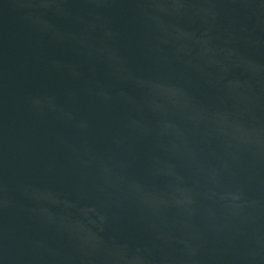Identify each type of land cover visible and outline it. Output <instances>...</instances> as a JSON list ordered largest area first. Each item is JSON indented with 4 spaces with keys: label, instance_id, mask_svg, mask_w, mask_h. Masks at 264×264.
<instances>
[{
    "label": "water",
    "instance_id": "obj_1",
    "mask_svg": "<svg viewBox=\"0 0 264 264\" xmlns=\"http://www.w3.org/2000/svg\"><path fill=\"white\" fill-rule=\"evenodd\" d=\"M0 264H264V0H0Z\"/></svg>",
    "mask_w": 264,
    "mask_h": 264
}]
</instances>
